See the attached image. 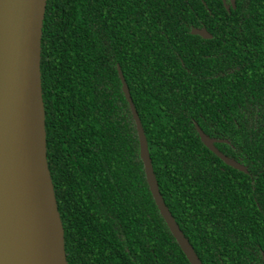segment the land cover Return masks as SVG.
Here are the masks:
<instances>
[{
	"label": "trees",
	"instance_id": "obj_1",
	"mask_svg": "<svg viewBox=\"0 0 264 264\" xmlns=\"http://www.w3.org/2000/svg\"><path fill=\"white\" fill-rule=\"evenodd\" d=\"M41 56L68 264H190L149 189L118 67L202 264H264V0H48Z\"/></svg>",
	"mask_w": 264,
	"mask_h": 264
},
{
	"label": "water",
	"instance_id": "obj_2",
	"mask_svg": "<svg viewBox=\"0 0 264 264\" xmlns=\"http://www.w3.org/2000/svg\"><path fill=\"white\" fill-rule=\"evenodd\" d=\"M48 0H0V264H68L64 227L47 158L41 53ZM227 10L236 0H223ZM192 35L212 39L206 28ZM133 115L147 183L157 208L190 264H202L160 193L149 146L128 84L118 67ZM203 145L227 166L247 168L220 152L196 124ZM264 260V253L262 254Z\"/></svg>",
	"mask_w": 264,
	"mask_h": 264
}]
</instances>
